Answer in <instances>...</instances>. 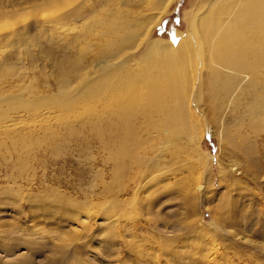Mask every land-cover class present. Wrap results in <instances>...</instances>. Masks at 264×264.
I'll list each match as a JSON object with an SVG mask.
<instances>
[{
  "label": "rangeland",
  "instance_id": "obj_1",
  "mask_svg": "<svg viewBox=\"0 0 264 264\" xmlns=\"http://www.w3.org/2000/svg\"><path fill=\"white\" fill-rule=\"evenodd\" d=\"M154 1L0 0V264H264V0Z\"/></svg>",
  "mask_w": 264,
  "mask_h": 264
},
{
  "label": "bare ground",
  "instance_id": "obj_2",
  "mask_svg": "<svg viewBox=\"0 0 264 264\" xmlns=\"http://www.w3.org/2000/svg\"><path fill=\"white\" fill-rule=\"evenodd\" d=\"M113 1V0H112ZM120 1V0H119ZM130 1V0H129ZM173 1H175V0H156V1H154V3H152V4H154V5H151L150 4V6H151V8H152V6H153V10H152V13H150V14H152L151 16H150V20H153V22H152V25H153V27H155V26H157V24L161 21V16H162V14L163 13H165V11L167 10V8L170 6V4L173 2ZM243 2V0H211V1H209L207 4H206V7H205V9L204 10H206V12H208V13H210V12H213L214 14H216L217 12L218 13H221V11L222 10H224L223 8L225 7V6H227L228 4L230 5V4H232L233 5V3H236V4H234L235 6L236 5H240L241 3ZM136 3V2H135ZM227 4V5H226ZM93 5V4H92ZM130 5V4H129ZM231 5V6H232ZM122 8V7H121ZM234 9V8H233ZM131 10V9H130ZM132 10H133V8H132ZM242 10V9H241ZM139 12H140V10H139ZM149 12H150V9H149ZM136 14H137V12H136ZM222 14V13H221ZM199 15V14H198ZM251 15V12L249 13V16ZM132 16V15H131ZM134 16V15H133ZM211 16V15H210ZM248 16V17H249ZM139 17V16H138ZM195 17V16H194ZM194 17L193 16H188V18L184 21V25H185V31H184V33H178V32H176V33H174V35H173V38L171 39V40H168V41H152V42H150L147 46H146V49H145V51L144 52H153L154 54L155 53H163L164 51H167V52H165V54L166 53H168V52H170L171 53V55H172V57H173V60H177V59H181L180 61H177L176 62V64L177 63H179V62H181L183 59H184V56L183 55H187V54H191L192 52H193V50H194V48L196 47L194 44H195V39L194 38H197V37H194V34L195 33H197V31L195 30V22H194ZM129 18V17H128ZM128 18L126 19V20H128ZM199 19H201V18H199ZM119 20V19H118ZM122 20V19H121ZM243 20V19H242ZM227 21H229V20H227ZM113 22V21H112ZM196 22H198L199 23V21H196ZM230 22V23H229ZM229 22H227V23H229L228 25L229 26H227L228 28H226V29H224V27H226L225 25H218V24H215L214 22H209L206 26H203V28L205 27V37H203V38H205L204 40H206V42L207 43H205V44H208L209 45V47H210V52H214L213 50L214 49H216L217 47H219V48H221L222 50H224L223 52H225V53H221V55H222V60L220 59V61H222V62H225V63H222L221 62V64H219V62H217L219 65L218 66H220L221 68L222 67H224L223 65H225L226 67L228 66H231V65H233V66H235L234 67V69H236V67L238 68L239 67V69L240 70H242V68H248V65H250V70L252 69L253 71H254V69H253V67H255V64H253V63H251L250 61L249 62H246V61H244V60H241V59H239V61H237L238 60V58H237V60H236V62L237 63H234L235 62V60H234V57H233V53L236 51V50H234L235 49V46L234 45H236L235 43H234V41H235V38H234V36H232L233 34H231V35H229L228 36V34H227V32H229V34L230 33H232V32H234V26H235V20H232V21H229ZM120 23V22H119ZM144 23V22H143ZM238 23H240V21L238 22ZM200 24V23H199ZM226 24V23H225ZM247 24V23H246ZM115 25V24H114ZM248 25H250V24H248ZM217 26H220V28L218 29V27ZM238 26V25H237ZM239 26H242L241 24H239ZM245 26V25H244ZM133 27V26H132ZM198 27V26H197ZM202 27V26H201ZM129 28V27H128ZM202 28V29H203ZM244 29H246V26L245 27H243ZM115 29V28H114ZM117 30H118V28H116ZM146 29V32L148 33V30L147 29H150V28H145ZM198 29V28H197ZM247 29L249 30V26L247 27ZM221 30V32H222V35L219 33V31ZM236 30H238V29H236ZM116 31V30H115ZM239 31V33L240 34H244V32H243V29L241 30V32H243V33H241L240 32V29L238 30ZM133 32V31H132ZM204 32V31H203ZM247 32H245V35L246 36H249V35H247L246 34ZM130 34V33H129ZM226 34H227V36H226ZM117 35H118V33H117ZM126 35V34H125ZM144 35H147L146 33L144 34ZM197 35V34H196ZM132 36V35H131ZM204 36V35H203ZM113 37V36H112ZM118 37V36H117ZM128 37V36H127ZM254 36H252L251 38H253ZM121 38V37H120ZM125 38V37H124ZM202 38V39H203ZM249 38V37H248ZM215 39H217V40H215ZM195 40V41H194ZM198 40V39H197ZM129 41V40H128ZM216 41H218V43L216 42ZM238 41V40H237ZM137 42H138V40H137ZM244 42V41H243ZM234 43V44H233ZM240 43V42H239ZM232 45H233V47H232ZM129 46V45H128ZM200 47V46H199ZM238 47V46H237ZM236 47V48H237ZM249 47H251V45L249 46ZM131 48H132V46H131ZM252 48V47H251ZM196 50H197V48H196ZM241 50H242V48H241ZM245 50V49H244ZM247 50H248V48H247ZM239 51H240V49H239ZM252 51H253V49H252ZM209 52V51H208ZM187 53V54H186ZM239 53V52H238ZM242 53V52H241ZM164 53H163V55H165ZM224 54V55H223ZM246 54V53H245ZM168 55H169V53H168ZM170 55V56H171ZM213 55V54H212ZM247 55V54H246ZM144 56V55H143ZM169 56V57H170ZM249 55H247V57H248ZM196 57V56H195ZM212 57H214V58H216V57H218V56H212ZM141 58H142V56H141ZM145 58V57H144ZM219 58V57H218ZM236 58V57H235ZM246 58V57H245ZM162 59V58H161ZM249 59V58H248ZM142 60V59H141ZM214 60V59H213ZM217 60V59H216ZM219 60V59H218ZM233 60V61H232ZM144 62V61H143ZM167 62H169V61H167ZM215 62V61H214ZM213 62V63H214ZM231 62V63H230ZM159 63V62H158ZM212 63V62H211ZM248 64V65H247ZM141 65V64H140ZM156 65V64H155ZM162 66H164V65H162ZM165 67V66H164ZM140 68V67H139ZM158 68H160V67H158ZM134 69V68H133ZM132 69V70H133ZM147 69V68H146ZM145 69V70H146ZM154 69V68H153ZM165 69V68H164ZM223 69V68H222ZM123 70V69H122ZM129 70V69H128ZM128 70H126L125 68H124V71L125 72H129V73H131V71H128ZM135 70H137L136 68H135ZM142 70H143V66H142ZM161 70V69H160ZM215 70H217V69H215ZM224 70V69H223ZM237 70V69H236ZM218 71H220V70H218ZM248 71H249V69H248ZM248 71L246 70V73H248ZM135 72H140V70L139 71H135ZM155 72V71H154ZM161 72V71H160ZM251 73H252V71H250ZM214 73H218V72H214ZM132 75H134V73H131ZM137 73H135V75H136ZM244 74H245V71H244ZM219 75V74H218ZM248 75V74H247ZM125 76V75H124ZM131 77V76H130ZM142 78V77H141ZM154 78V77H153ZM195 78V77H194ZM143 79V78H142ZM213 80V79H212ZM142 81H144V80H142ZM148 81V80H147ZM152 81V80H151ZM155 81V80H154ZM158 81V80H157ZM208 81V80H207ZM173 83V82H172ZM212 83V82H211ZM146 84V83H145ZM159 84H161V83H159ZM164 84V83H163ZM150 85V84H149ZM152 85H154L155 86V84H152ZM147 87V86H146ZM161 87V86H160ZM165 88V87H164ZM172 90V89H171ZM149 91V90H148ZM160 92V91H159ZM158 92V93H159ZM162 92V91H161ZM151 93V92H150ZM163 93V92H162ZM147 96V95H146ZM144 97V96H143ZM147 100V99H146ZM199 141L198 140H196L195 141V144H197Z\"/></svg>",
  "mask_w": 264,
  "mask_h": 264
}]
</instances>
